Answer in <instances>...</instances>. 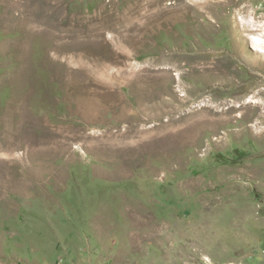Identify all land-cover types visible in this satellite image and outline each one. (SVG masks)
Here are the masks:
<instances>
[{"label": "rangeland", "instance_id": "1", "mask_svg": "<svg viewBox=\"0 0 264 264\" xmlns=\"http://www.w3.org/2000/svg\"><path fill=\"white\" fill-rule=\"evenodd\" d=\"M260 35L264 0H0V264H264Z\"/></svg>", "mask_w": 264, "mask_h": 264}, {"label": "bare ground", "instance_id": "2", "mask_svg": "<svg viewBox=\"0 0 264 264\" xmlns=\"http://www.w3.org/2000/svg\"><path fill=\"white\" fill-rule=\"evenodd\" d=\"M264 36H257L258 39L262 40ZM252 41V47L255 48L256 52L260 56V58H264V40L263 41ZM254 65V64H253ZM252 67V66H251ZM255 67V66H254ZM253 68V67H252Z\"/></svg>", "mask_w": 264, "mask_h": 264}]
</instances>
